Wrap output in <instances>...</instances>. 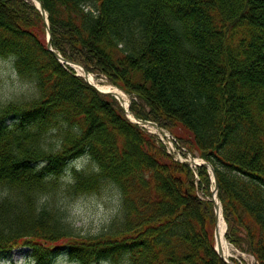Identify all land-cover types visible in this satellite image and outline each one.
I'll use <instances>...</instances> for the list:
<instances>
[{
	"label": "trees",
	"instance_id": "trees-1",
	"mask_svg": "<svg viewBox=\"0 0 264 264\" xmlns=\"http://www.w3.org/2000/svg\"><path fill=\"white\" fill-rule=\"evenodd\" d=\"M38 1L53 51L126 92L134 118L212 167L226 241L264 264V0ZM0 59L30 87L0 105V256L26 247L33 264L63 254L75 264H226L213 249L207 168L176 162L114 97L61 64L29 0H0ZM106 186L119 211L84 236L60 199Z\"/></svg>",
	"mask_w": 264,
	"mask_h": 264
},
{
	"label": "rangeland",
	"instance_id": "rangeland-1",
	"mask_svg": "<svg viewBox=\"0 0 264 264\" xmlns=\"http://www.w3.org/2000/svg\"><path fill=\"white\" fill-rule=\"evenodd\" d=\"M73 71H75L76 76L82 74L80 71L78 72L76 68H74ZM89 75L93 78L96 85L103 87L111 86L120 90L119 88L109 83L108 80L101 75L99 77L92 74ZM120 91L128 96V100L130 104L131 101L130 96L123 90ZM27 92H30V87L19 80L12 67L11 61L0 59V105H4L7 102L15 99L16 97H20L22 94H25ZM125 117L128 120L126 115ZM137 126L144 129L145 132L148 135H151L155 140L158 139L164 145L167 154L170 153L172 155L171 152L172 149L179 151V154L177 152L176 153L174 152V154L178 157L177 158L178 160L184 161L188 159L189 156H191L196 162L202 160L197 156V154L188 153L184 148L176 147L173 140L174 138L171 136V134H169L168 131L163 129L170 136L172 142V149L170 143L167 142L165 139H163V137H161V135H159L158 132L156 131L152 132L147 128H143L139 125ZM175 161L179 162L177 160ZM82 163L83 162L79 161L75 163V165L80 166ZM197 195L199 198H201L202 194L199 191L197 192ZM60 203L67 210L69 222L73 225V227L77 229V231L80 234L86 236V235H96L97 233H99L105 227L108 226L110 220L119 211L120 197L118 191L114 187L106 186L97 194L80 195L76 197L65 196L64 198L60 199ZM221 214H222V209H221ZM223 222L225 229L224 232V239H225L227 226L224 219ZM213 239H214V231H213ZM214 247L215 246H213V248ZM228 247H229L228 259L231 260V258H233L237 260V263L232 262L233 264H255L253 257L249 256L248 254L240 253L239 251L235 250L229 243H228ZM0 264H33V261L29 251L26 250V248H18L13 250L8 255L0 256ZM54 264H75V263L72 262L66 254H63L57 256V258L54 260ZM95 264H109V263L102 261L100 263H95Z\"/></svg>",
	"mask_w": 264,
	"mask_h": 264
},
{
	"label": "water",
	"instance_id": "water-1",
	"mask_svg": "<svg viewBox=\"0 0 264 264\" xmlns=\"http://www.w3.org/2000/svg\"><path fill=\"white\" fill-rule=\"evenodd\" d=\"M30 2H32L35 7L37 8V10L40 12L45 24H46V32H47V49L49 51L52 52V54L54 55V57L61 63V64H67L69 65L70 67H72L74 69V66L76 67H79L81 68V70L83 71V75H79L80 77H82L84 79L85 82H87L89 85H91L93 88H95V90H97L99 93L101 94H110L111 96H113L119 103V105L122 107V109L124 110L125 112V115L127 116L128 120L133 123V124H137L143 128H146L144 127V124L145 123H148V124H153L156 126V124L154 123H151V122H148V121H144V120H137L135 118H133V120H131L129 118L128 115H130L129 111H128V105L127 106H124V104L119 100V98H117V96H115L113 93L111 92H108V91H101L99 90L94 84L90 83L88 80H87V77L89 76V73L84 70L81 66L77 65V64H72V63H69L68 61L64 60L61 58V56L56 53L55 51H53L51 49V45H50V32H49V28H48V23H47V16H46V13L44 12L41 4L39 3L38 0H29ZM157 127V126H156ZM157 130L159 131V133L165 137H168L169 138V135H167L163 130L159 129L157 127ZM185 163H188L190 164L191 166H194V167H197V166H204L208 169L210 175H211V178H212V183H213V187H212V204H213V209H214V242L216 240V238L218 237V228H217V221H218V217H219V213L221 212V205H220V202H219V199L217 197V182H216V178L214 176V172H213V169L212 167L204 162V161H198L196 162L191 156L188 157V161H184ZM222 215V214H221ZM224 232H225V229H224ZM215 246V245H214ZM214 250L217 254V256L220 258V260H222L224 263L226 264H233L229 259L228 257H225L224 255L220 254L216 248L214 247Z\"/></svg>",
	"mask_w": 264,
	"mask_h": 264
},
{
	"label": "bare ground",
	"instance_id": "bare-ground-1",
	"mask_svg": "<svg viewBox=\"0 0 264 264\" xmlns=\"http://www.w3.org/2000/svg\"><path fill=\"white\" fill-rule=\"evenodd\" d=\"M74 68H76L78 72L80 71L83 75V71L79 67L74 66ZM87 80L90 83L94 84L99 90L108 91V92L113 93L115 96H117V98H119V100L124 104V106L128 104V96L125 93L121 92L120 90L114 87H111V86L103 87V86L96 85L93 78L90 75L87 77ZM128 116L131 120H133V117L131 115H128ZM144 127H146L152 132L156 131L159 133V131L157 130V127L153 124L145 123ZM217 228H218V237L215 240V248L220 254L224 255L225 257H228L229 247H228V243L224 239V222L222 219L221 212L219 213V217L217 221Z\"/></svg>",
	"mask_w": 264,
	"mask_h": 264
}]
</instances>
